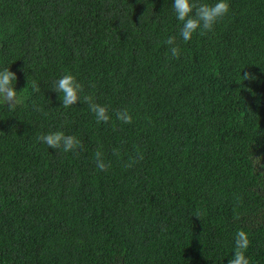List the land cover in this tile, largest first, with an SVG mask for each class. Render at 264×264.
<instances>
[{
	"label": "trees",
	"instance_id": "obj_1",
	"mask_svg": "<svg viewBox=\"0 0 264 264\" xmlns=\"http://www.w3.org/2000/svg\"><path fill=\"white\" fill-rule=\"evenodd\" d=\"M228 3L185 42L173 0H0L21 100L0 104V264H228L239 230L264 264V0ZM66 73L108 123L62 105ZM54 131L81 146L37 139Z\"/></svg>",
	"mask_w": 264,
	"mask_h": 264
},
{
	"label": "clouds",
	"instance_id": "obj_2",
	"mask_svg": "<svg viewBox=\"0 0 264 264\" xmlns=\"http://www.w3.org/2000/svg\"><path fill=\"white\" fill-rule=\"evenodd\" d=\"M173 10L176 19L181 22L180 36L183 41H190L193 34L198 30L201 34L212 31L214 25L229 13L230 5L228 0H217L214 4L206 2H197V0H173ZM170 45V53L172 58H179L180 48L176 43L175 36H169L165 41ZM250 78L248 74L244 75V79ZM13 81H17V75L10 68L0 70V104L7 105L10 109H14L21 103L17 96V90ZM33 91H39V85L32 82ZM55 92L59 93V99L62 105L67 108L81 99L89 105L90 110L95 114L98 123H108L110 120L108 108L104 105L93 101L89 95L81 98L80 93L83 91L82 84L71 73H66L52 83L51 87ZM62 94V99H61ZM116 117L119 121L130 124L133 117L127 109L117 111ZM49 148L64 152H71L81 146V141L73 135H65L62 131L49 132L37 138ZM103 153L97 151L95 153V163L97 168L102 171L108 170V165L102 159ZM128 167L131 164L127 165ZM250 244L248 234L244 230H239L235 236V250L228 264H250L245 252Z\"/></svg>",
	"mask_w": 264,
	"mask_h": 264
}]
</instances>
